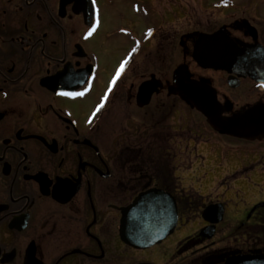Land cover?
<instances>
[{
    "label": "flooded vegetation",
    "instance_id": "obj_1",
    "mask_svg": "<svg viewBox=\"0 0 264 264\" xmlns=\"http://www.w3.org/2000/svg\"><path fill=\"white\" fill-rule=\"evenodd\" d=\"M130 2L144 22L178 20L174 6L159 16L155 0ZM94 8L89 26L75 0H0V264L264 258V199H251L252 185L232 193L245 174L264 172V138L220 134L175 94L178 77L204 84L220 121L264 110L256 79L194 59L198 34L222 29L264 49V0L230 14L211 6L179 38L180 54L177 33L160 29L168 22L147 26L119 76L105 79L87 46L102 27L97 0ZM150 190L175 199L178 222L161 243L138 249L122 239L123 212Z\"/></svg>",
    "mask_w": 264,
    "mask_h": 264
},
{
    "label": "water",
    "instance_id": "obj_2",
    "mask_svg": "<svg viewBox=\"0 0 264 264\" xmlns=\"http://www.w3.org/2000/svg\"><path fill=\"white\" fill-rule=\"evenodd\" d=\"M75 1L77 14H83L85 22L91 25L94 16L93 1ZM242 28L248 35L255 37V29L247 21L242 22ZM194 59L201 67L242 74L256 79L264 87L263 47L236 42L224 32V29L212 36L198 34ZM176 88L175 94L193 110L205 115L211 127L220 134L252 141L264 138L262 108L250 109L231 121H220L215 98L207 95L204 84L190 83L178 77ZM220 220L221 218L215 222L218 223ZM177 222L178 210L175 199L163 191L150 190L139 195L123 212L121 236L131 247L146 249L161 243L171 235ZM234 264H264V258L243 257Z\"/></svg>",
    "mask_w": 264,
    "mask_h": 264
},
{
    "label": "rangeland",
    "instance_id": "obj_3",
    "mask_svg": "<svg viewBox=\"0 0 264 264\" xmlns=\"http://www.w3.org/2000/svg\"><path fill=\"white\" fill-rule=\"evenodd\" d=\"M107 1L97 0V7L101 13L102 27L96 39L87 44L90 47L91 55L95 56L99 74L103 75V79L119 70L123 58L129 53L131 48L136 47V39H143V33L141 35L140 32L145 27H158L160 24L168 22L171 16L170 6H174L175 13L179 14L177 15L178 20L172 19L166 25H163L165 27L162 26L160 29H168V26L173 28L177 33V54H180L179 38L187 32L197 30L196 28L199 27L200 21H205L203 18L204 12L208 11L207 9H210L211 6L219 5L220 10L225 13L232 11L244 12L243 10L251 3V0H155V5H153L156 8L155 12L158 10L159 16H161L162 11H164L166 15L170 16L168 18L165 16L164 19L151 18L149 21L144 22V18H138V12L130 0H110L113 3L111 6L106 4ZM181 10L183 11L182 13ZM222 17L226 18L227 16L225 14ZM122 27L129 30H122ZM138 33L140 37L137 36ZM196 117L193 116L195 119ZM245 176L249 177L243 180L238 179L235 182L236 184L232 186V193L241 191L240 186L244 184L247 186L252 185L254 193H252L251 199H264V172H257L256 176L248 173Z\"/></svg>",
    "mask_w": 264,
    "mask_h": 264
},
{
    "label": "snow or ice",
    "instance_id": "obj_4",
    "mask_svg": "<svg viewBox=\"0 0 264 264\" xmlns=\"http://www.w3.org/2000/svg\"><path fill=\"white\" fill-rule=\"evenodd\" d=\"M93 3H95V0H93ZM92 31H95V29H92ZM88 35H91V32H89V34ZM123 70V67H121V69H120V71H122ZM119 71L117 72V76H119ZM61 95H69V96H82V95H84V93L83 92H75V93H68V92H65V93H61ZM103 107V104H100L99 106H98V108H97V111H99L100 110V108H102Z\"/></svg>",
    "mask_w": 264,
    "mask_h": 264
}]
</instances>
